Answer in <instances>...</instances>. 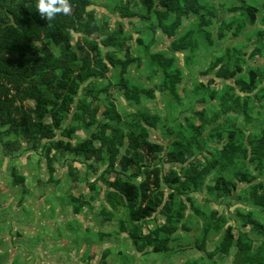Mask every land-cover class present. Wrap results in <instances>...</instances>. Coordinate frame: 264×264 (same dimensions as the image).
I'll use <instances>...</instances> for the list:
<instances>
[{
  "label": "trees",
  "instance_id": "obj_1",
  "mask_svg": "<svg viewBox=\"0 0 264 264\" xmlns=\"http://www.w3.org/2000/svg\"><path fill=\"white\" fill-rule=\"evenodd\" d=\"M69 3L71 9L67 14H57L47 21L36 10V0H0L3 155L16 157L25 150H32L44 155L50 168L64 152L80 160L107 162L105 173L111 171L115 176L113 179H107L104 173L99 176L107 186L105 198L116 195L124 201L130 235L137 244L142 242L143 245L139 248L152 246L155 252L169 250V241L174 239L173 234L185 217L183 209L189 202L204 218L198 246L205 247L206 235L211 229L221 232L214 250L207 251L209 259L217 254L220 259L231 257L229 264H264V219L256 216L257 211H264V127L251 125L254 116L250 96V92L255 91L252 98L257 96L264 105V67L249 66L244 71L245 53L237 47L214 57L207 71L218 66L216 75L233 79L234 83L225 81L224 87L213 89L211 99H218L217 105L194 109L200 123L185 117L172 129L166 127V119L140 107L143 99L155 97L152 85L125 77V73L134 63L139 66L142 53L146 54L145 66L160 76L156 83L159 90L180 103L178 87L183 82L184 68L177 63L176 52L187 54L196 47L207 50L214 45L208 29L212 6L207 0H122L114 10L122 17L137 16L139 22L146 24V30L150 28L154 33L149 42L137 37L140 45L134 54L131 52L132 33L122 24L105 32L96 10L90 8L93 0H69ZM242 6L243 16L232 32L235 37L245 29V15L251 24L257 18V4L243 1ZM192 16L196 21L185 25V19ZM225 25L230 27L231 23H223L218 38L226 34ZM158 31L170 40L172 51L150 49ZM94 33L98 34L95 38ZM201 33L206 42L200 37ZM261 41L259 38L250 58L263 52ZM111 70L117 71L114 84L128 104L137 107L134 111L125 114L118 111L114 100L108 97L110 82L101 87L94 84L96 79L107 78ZM147 81L153 82L152 77H147ZM208 88V84L198 82L195 92ZM102 93L104 97L100 96ZM102 104L105 108L99 116ZM98 121L100 128L91 129ZM158 126L170 139L165 145L158 144L157 151H152L156 156L163 152L168 162L175 163L166 172L158 165L147 164L148 152L142 148L150 129ZM78 130L87 131V136L80 139ZM91 166L96 168L94 164ZM132 167L136 173L130 171ZM142 175L144 179L137 183ZM239 183L247 186L237 198L244 197L242 202L255 207L240 209L237 215L241 217L242 227L249 225L257 234L255 237L249 230H236L231 224L223 229L222 222L226 220L216 218L214 210L204 213L191 197L194 192L203 191L228 197ZM161 185L172 190L169 194L172 203L161 208L163 223L145 233L142 223L158 210L161 201V193L153 192L152 188ZM90 186L94 188L96 182Z\"/></svg>",
  "mask_w": 264,
  "mask_h": 264
},
{
  "label": "rangeland",
  "instance_id": "obj_2",
  "mask_svg": "<svg viewBox=\"0 0 264 264\" xmlns=\"http://www.w3.org/2000/svg\"><path fill=\"white\" fill-rule=\"evenodd\" d=\"M121 1L93 0L90 8L96 10L105 32L117 29L119 24H122L125 30L132 33L131 52L135 54V49H138L137 46L140 45L137 37H142L149 42L154 33L150 28L146 30V24L139 22L137 16L122 17L118 11H115V7ZM243 1L248 4H257L259 9L254 24L250 23L248 16H244L245 29L235 37L232 32L243 16ZM207 3L212 6V22L208 29L212 33L214 45L209 46L207 50L205 47H196L192 53L188 51L187 54L176 52L177 63L184 68L183 82L178 87V93L182 97L180 103L177 104L169 95L159 90L156 83L160 76L145 66L146 54L142 53L139 66L134 63L125 73V77H132L134 80L152 85L155 97L143 99L140 107L166 119V127L171 126L172 129L184 121L185 117L200 123L201 120L195 117L194 109L201 110L210 104L217 105L218 99H211L213 89H221L225 81L234 83L233 79H224L216 75L218 66L207 71L214 57L228 48L237 47L245 53L246 61L242 62L244 71L249 66L264 67V0H207ZM208 15L211 14L208 13ZM194 20L196 21V18L192 16L191 19H185L184 24L187 25ZM225 21L231 25L230 27L225 25L226 34L218 38L219 28ZM260 32L262 34L259 35ZM97 36V33L92 35L94 38ZM200 37H203V42H206L203 33ZM259 38L262 39L263 52L250 58L249 54L258 44ZM74 43L76 44V40ZM150 46V49L155 51H172L170 40L161 31L156 33ZM149 76L153 80L151 83L147 81ZM116 79L117 71L111 70L107 73V78L96 79L94 84L101 87L110 82L108 97L114 100L118 111L122 114L134 111L137 107L128 104L122 91L114 84ZM198 82L208 84L209 88L200 89L196 94ZM262 85L264 86V76ZM89 86L91 87L92 83ZM236 88L240 91L238 86ZM250 94L253 103L251 112L254 116L251 125H256L254 128H263L264 105L256 95V98H252L255 91ZM100 96L105 95L102 93ZM202 99L207 101L199 102ZM104 108L102 104L99 116ZM99 128L100 121L91 125L93 130ZM165 133L159 126L156 129L151 128L142 144V148L146 153L148 152L146 163L151 167L158 165L164 172L175 164L168 162L163 152H159L158 156L154 154L158 144L165 145L169 141L170 137L167 132ZM87 134L88 132L84 130L77 131L80 139L85 138ZM23 146H26V142ZM91 164H94L96 168L94 169ZM106 167L107 162L99 163L95 159L80 160L73 154L64 152L59 154L50 168L46 157L32 150H25L16 157L4 156L0 143V264H182L189 262L229 264L231 257L225 256L226 258L220 259L216 254L213 259L208 258L207 251L214 250L221 238V232L211 229L206 235L205 247L197 245L204 218L200 217L189 202L183 209L185 217L176 228L173 234L174 239L169 241V250L155 252L152 246L139 248L143 245L142 242L139 243L140 245L137 244L130 235L128 212L124 201L116 195L105 198L107 186L99 176L102 173L107 179H113L115 176V173L111 171L105 173ZM116 167L119 169V165ZM130 171L136 173L133 167ZM144 177L139 176L137 183ZM93 182H96V186L91 188L90 184ZM246 186L247 184L239 183L237 189L228 197L207 194L205 191L194 192L191 197L204 213H210L211 210L217 211L216 218L223 217V220H226L222 222L223 229L231 224L236 230H249L248 233L255 237L257 234L251 231L249 225L242 227L241 217L237 215L240 209L247 210L255 207L242 202L244 197L237 198V194ZM152 191L161 193V201L158 210L142 223L145 233L157 227V224L163 223L161 208L172 203L169 195L172 190L166 185L152 188ZM175 198H177L176 195ZM182 199L186 200L184 196ZM256 216L264 219V211H257Z\"/></svg>",
  "mask_w": 264,
  "mask_h": 264
},
{
  "label": "clouds",
  "instance_id": "obj_3",
  "mask_svg": "<svg viewBox=\"0 0 264 264\" xmlns=\"http://www.w3.org/2000/svg\"><path fill=\"white\" fill-rule=\"evenodd\" d=\"M70 9L69 0H36V10L47 21L54 19L57 14H67Z\"/></svg>",
  "mask_w": 264,
  "mask_h": 264
}]
</instances>
